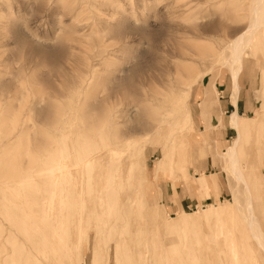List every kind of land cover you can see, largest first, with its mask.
<instances>
[{"label": "rangeland", "instance_id": "374dc122", "mask_svg": "<svg viewBox=\"0 0 264 264\" xmlns=\"http://www.w3.org/2000/svg\"><path fill=\"white\" fill-rule=\"evenodd\" d=\"M263 1L249 228L254 0H0V264H264Z\"/></svg>", "mask_w": 264, "mask_h": 264}, {"label": "bare ground", "instance_id": "6f19581e", "mask_svg": "<svg viewBox=\"0 0 264 264\" xmlns=\"http://www.w3.org/2000/svg\"><path fill=\"white\" fill-rule=\"evenodd\" d=\"M261 2L262 0H254V4L251 8V14H252V18L249 22H247L245 24V26L242 28V29H239L237 30L234 34H233V38L231 40V49H232V52H233V58L231 59L232 62H231V75H232V79H233V88H234V105L236 104V98H237V93H238V84H237V76H238V73L241 69V54H240V51H241V45L243 43V41L245 40L244 39V36L246 34H248V37L246 40H250V37L252 35V33L260 27V21H258V9L260 11V6H261ZM263 5H264V1H263ZM264 7V6H263ZM264 10V9H263ZM262 13V12H261ZM264 14V13H263ZM263 18L261 17L260 15V19ZM259 22V23H258ZM262 25V24H261ZM233 93V92H232ZM233 95V94H232ZM231 95V96H232ZM263 111V110H262ZM258 113H256L257 115ZM229 117V121H230V125L232 126V128L235 130L236 132V138L233 142V147L230 148V150L228 151V157H229V162H230V167H231V171L233 172V176H235V178L239 181H242L244 183V186H245V192L247 194H249L247 200H246V203H245V208H246V211H247V226L249 228H252L254 225H255V221H254V215H253V200L251 198V195H250V191L248 189V184L246 183L245 179L242 177V174L241 172L239 171L238 169V166H237V162H238V153H237V149H236V145H237V142L238 140L240 139L241 137V133L242 131H245L247 129V126L244 125L242 122H241V116L239 114H237L235 111L231 112L230 115L228 116ZM257 117V116H256ZM259 119V118H258ZM257 119V120H258ZM252 121V120H251ZM255 124V122H254ZM258 127V126H257ZM260 129V128H259ZM258 129L257 132L260 133V130ZM92 148V147H91ZM103 148V147H101ZM95 149H97V147L93 148V152H95ZM99 149V148H98ZM97 149V150H98ZM100 150V149H99ZM90 153V152H89ZM88 153V154H89ZM92 154V153H91ZM106 157V156H105ZM97 158V157H96ZM95 158V159H96ZM99 159V158H98ZM91 163V162H90ZM110 166V165H109ZM70 176V175H69ZM69 178V177H68ZM199 182V186L202 185V181H198ZM112 197V195H111ZM114 197V196H113ZM112 199V198H111ZM113 201V200H112ZM116 202V201H115ZM224 210V209H223ZM227 210V208H226ZM37 212V211H36ZM217 214H218V217L219 218H223L224 217V214L222 212V210H217L216 211ZM225 212V211H224ZM125 213V212H124ZM36 215V214H34ZM119 226V225H118ZM116 232V230L114 231ZM251 234V233H250ZM256 240H258L260 238V235L259 233H257V235L255 234H251ZM42 239V238H41ZM47 243H49L48 241H46ZM45 242V243H46ZM258 243V241H256ZM43 243L44 245H47ZM38 244V243H37ZM43 245V246H44ZM50 245V243H49ZM48 245V246H49ZM41 246L42 248L45 249V247ZM39 247V246H38ZM37 247V249H38ZM51 247V246H50ZM117 247V245H116ZM119 248V247H118ZM34 249V248H33ZM53 249V248H52ZM117 249V248H115ZM120 249V248H119ZM51 250V249H50ZM118 250V249H117ZM39 251H40V247H39ZM38 251V252H39ZM49 253V252H48ZM32 254V253H31ZM120 254V253H119ZM31 256V255H30ZM51 256V254H50ZM53 256V255H52ZM122 256V255H121ZM7 257V256H6ZM133 257V256H132ZM37 258V257H36ZM53 258L55 259V257L53 256ZM121 258V257H120ZM128 258V257H127ZM12 259V258H11ZM30 259V258H29ZM33 259V258H32ZM6 260V259H5ZM128 260V259H127ZM8 261V260H6ZM29 261V260H28ZM9 262H10V259H9ZM37 262V260H36ZM40 262V261H39ZM15 263V262H14ZM30 263V262H29ZM7 264V262L5 263ZM37 264V263H36ZM40 264V263H39ZM49 264V262H48ZM52 264H53V260H52Z\"/></svg>", "mask_w": 264, "mask_h": 264}, {"label": "crops", "instance_id": "0c3cea01", "mask_svg": "<svg viewBox=\"0 0 264 264\" xmlns=\"http://www.w3.org/2000/svg\"><path fill=\"white\" fill-rule=\"evenodd\" d=\"M235 103V105L233 103H226V106L230 107L231 112L235 111L238 114L241 112L244 113L248 111L247 105L243 103L241 99H237Z\"/></svg>", "mask_w": 264, "mask_h": 264}]
</instances>
